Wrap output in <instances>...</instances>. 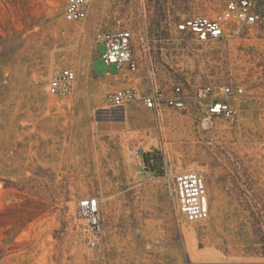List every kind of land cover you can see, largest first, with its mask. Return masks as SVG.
Instances as JSON below:
<instances>
[{
	"label": "rangeland",
	"instance_id": "374dc122",
	"mask_svg": "<svg viewBox=\"0 0 264 264\" xmlns=\"http://www.w3.org/2000/svg\"><path fill=\"white\" fill-rule=\"evenodd\" d=\"M262 26L228 59L207 49L191 81L243 86L233 118L198 129V113L111 109L114 66L100 35L124 20L165 40L174 21L215 16L224 0H92L82 24L67 0H0V264H264V0ZM140 12L142 14H140ZM78 73L80 94L46 93L53 72ZM212 81V79H211ZM159 159L149 171L143 155ZM152 165V164H151ZM205 177L211 215L188 222L163 180ZM98 197L106 231L88 246L77 207Z\"/></svg>",
	"mask_w": 264,
	"mask_h": 264
},
{
	"label": "built area",
	"instance_id": "2783aa9c",
	"mask_svg": "<svg viewBox=\"0 0 264 264\" xmlns=\"http://www.w3.org/2000/svg\"><path fill=\"white\" fill-rule=\"evenodd\" d=\"M91 3L92 0H67L64 19L69 23H84L89 18ZM262 20L256 0H224L223 9L215 16L195 15L174 21L169 38L158 41L150 39L145 26L136 31L124 20L117 21V26L100 35L99 40V44L105 45L101 55L104 63L114 66L116 75L125 79L123 86L106 93L107 108L127 109L137 104L158 118L166 112L197 111L198 129L214 130L219 120L237 114V103L246 96V90L232 82L216 81L215 76L205 83L191 81L188 74L193 72V62L205 50L215 47L226 48L230 60L236 47L244 48L249 38L258 33ZM77 85L78 73L62 68L51 75L46 93L67 99L74 95ZM163 180L186 221L209 219L211 201L201 172L173 173L165 169ZM77 214L90 236L88 246L97 249L106 231L100 199L92 196L81 200Z\"/></svg>",
	"mask_w": 264,
	"mask_h": 264
},
{
	"label": "trees",
	"instance_id": "16d2710c",
	"mask_svg": "<svg viewBox=\"0 0 264 264\" xmlns=\"http://www.w3.org/2000/svg\"><path fill=\"white\" fill-rule=\"evenodd\" d=\"M143 161H144V163L146 164V170H147V168L149 169V171H154V168H155V166L157 165H159V159L157 158V157H155L154 155H152V154H150V153H145L144 155H143ZM151 161H153V164L151 165Z\"/></svg>",
	"mask_w": 264,
	"mask_h": 264
},
{
	"label": "crops",
	"instance_id": "0c3cea01",
	"mask_svg": "<svg viewBox=\"0 0 264 264\" xmlns=\"http://www.w3.org/2000/svg\"><path fill=\"white\" fill-rule=\"evenodd\" d=\"M116 74H110L109 76L107 75L106 78H118L117 87L123 86L124 83H125V79L123 77L119 76V75H116ZM79 90L80 89H79V87L77 85L76 91H75V93H74V95L72 97L67 98V99H59V100H71V99H74L77 94H80Z\"/></svg>",
	"mask_w": 264,
	"mask_h": 264
}]
</instances>
